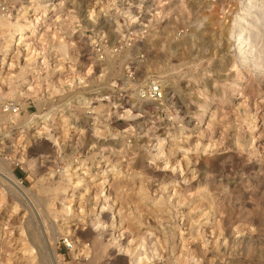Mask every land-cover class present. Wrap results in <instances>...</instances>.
<instances>
[{
    "label": "rangeland",
    "instance_id": "obj_1",
    "mask_svg": "<svg viewBox=\"0 0 264 264\" xmlns=\"http://www.w3.org/2000/svg\"><path fill=\"white\" fill-rule=\"evenodd\" d=\"M42 1L0 0V264H133L136 246L141 264H264V71L246 62L230 84L223 31L238 0H63L46 13ZM26 17L41 32L1 61ZM259 35L250 58H264ZM87 166L107 176L98 196L61 202ZM101 193L127 227L99 212Z\"/></svg>",
    "mask_w": 264,
    "mask_h": 264
},
{
    "label": "bare ground",
    "instance_id": "obj_2",
    "mask_svg": "<svg viewBox=\"0 0 264 264\" xmlns=\"http://www.w3.org/2000/svg\"><path fill=\"white\" fill-rule=\"evenodd\" d=\"M56 1H58V0H43L42 2H41V4H40V6L37 8L38 10H39V12H41V11H45L44 13H46V11H48L49 9L51 10V7L52 6H56L57 7V5H59L60 6V4L63 2V0H59L58 1V3L56 2ZM219 1V6L220 5H225V3L227 2V1H229V0H218ZM233 1V0H232ZM230 3V2H229ZM215 5V4H214ZM217 5V4H216ZM227 5V4H226ZM237 10H235V11H233L232 12V14L230 15V17H229V21H228V24L226 25V27H225V30L223 31V33L224 34H227L226 36L228 37V39H229V41H231L232 43L231 44H233V51H234V53H235V56H236V63H233V66H235V64H236V66L234 67V73H233V75H234V77H232V79H233V81L230 83V84H232V85H238V86H240V85H242V83H239V82H242V78H243V73L245 72H243L242 71V69L243 68H240V67H243V65L244 64H246V62H248V63H250L251 64V66L252 67H254V69L256 70V69H258V70H262V71H264V58L262 57L263 55H258V52H257V56H255V57H251L250 58V55H252V54H250V52H254V51H252L253 50V48L254 47H252V46H255V44L253 45V43H254V41H253V37H254V40L255 41H258V40H256L257 38H259V34H261V31L263 30V33H264V0H238L237 1ZM219 6H218V8H216V10H212V12H214V14H215V11L217 12V9L219 10ZM222 7V6H221ZM220 7V8H221ZM222 8H224V6L222 7ZM215 9V8H214ZM54 10V9H53ZM223 10V9H222ZM222 10H220V11H222ZM204 12H206V11H204ZM211 12V13H212ZM224 12V11H223ZM92 13V12H91ZM218 13V12H217ZM43 14V13H42ZM213 14V13H212ZM39 15V14H38ZM41 16V15H40ZM211 19V18H210ZM225 19V18H224ZM24 20V19H23ZM17 21V20H16ZM227 21V20H226ZM7 22V21H6ZM6 25H8L7 23H5ZM12 24V23H11ZM11 24L10 25H8L9 26V28L8 29H12L11 31H10V33H9V39L7 40V41H5V40H3V41H5V43H6V45L5 46H3L4 48H5V50H4V52L2 53V55H3V58L1 59V61H5V60H9L10 59V57L9 56H7V53L8 52H11L12 50L14 51V49H15V47L14 46H16V45H21V46H30V43H28L29 41H28V39H30V37H27V35H29L30 33H34V32H41V30L42 29H39V26L42 24L41 22H40V20H39V18L38 17H35V18H27L26 17V20L24 21V24H20V25H15L16 27H10L11 26ZM14 25V24H13ZM220 25V24H219ZM4 27V26H3ZM41 27V26H40ZM226 31V32H225ZM221 32V31H220ZM4 34V33H3ZM258 36V37H257ZM257 37V38H256ZM261 37V36H260ZM256 38V39H255ZM262 38V37H261ZM261 38H259V39H261ZM264 38V37H263ZM45 40V39H44ZM227 40V39H226ZM260 42V41H259ZM14 43V44H13ZM16 43V44H15ZM31 43H33V41L31 42ZM264 43V42H263ZM257 45H259V44H257ZM256 45V46H257ZM34 46V45H33ZM263 46H264V44H263ZM14 47V48H13ZM28 47L26 48V49H28ZM35 47V46H34ZM33 47V48H34ZM13 48V49H12ZM36 48V47H35ZM261 48V47H260ZM18 49V48H17ZM23 49V48H22ZM25 50V49H24ZM29 50V49H28ZM232 50V49H231ZM30 51V50H29ZM25 52V51H24ZM27 53V52H26ZM29 53V52H28ZM261 53V52H260ZM16 54V53H15ZM18 54H20L19 52H18ZM18 54H16L17 56H19ZM250 54V55H249ZM32 56V55H31ZM13 57V56H12ZM29 58V57H28ZM263 58V60H261ZM17 59V58H16ZM25 60H27V59H25ZM32 60V59H31ZM11 61V60H10ZM12 61H13V59H12ZM250 61V62H249ZM14 62V61H13ZM12 62V63H13ZM29 62V61H28ZM10 63V62H9ZM15 63V62H14ZM3 64H7V62L5 63V62H3ZM38 64V63H37ZM47 64V63H46ZM23 65V64H22ZM60 65V64H59ZM3 66V65H2ZM11 67H12V64L10 65ZM58 66V65H57ZM35 67H37V66H35ZM10 68V67H9ZM250 68V67H249ZM53 69V68H52ZM12 70V69H11ZM35 70V69H34ZM17 72V71H16ZM254 72V71H253ZM264 73V72H263ZM12 75V74H11ZM10 75V76H11ZM37 75V74H36ZM39 75V74H38ZM37 75V76H38ZM15 77V76H14ZM264 78V77H263ZM1 79H3V78H1ZM1 79H0V81H1ZM8 79V78H7ZM25 80V79H24ZM26 81H27V79H26ZM229 85V84H228ZM1 86H3V85H1ZM228 89V88H227ZM29 90V89H28ZM242 88L240 87H238L237 89H236V91H235V93H233V97H231V101H229V103H232L234 100H240L241 99V95L243 94L242 93ZM83 96V95H82ZM228 100V99H227ZM230 100V99H229ZM228 102V101H227ZM82 103V102H81ZM235 104H238V102H236ZM239 105V104H238ZM147 108V107H146ZM213 108H214V106L213 105H211V102L210 101H208V103L204 106V110H203V112H210V113H212V114H210L211 115V117H213V116H215V113L214 112H212L213 111ZM240 108V107H239ZM145 110V109H144ZM3 112V111H2ZM129 112V111H128ZM137 112V111H136ZM221 112V111H220ZM145 113V112H144ZM138 114L139 113H136V115L138 116ZM205 114V113H204ZM218 114V113H217ZM0 116H2V117H6V116H8V115H6V114H4V113H2V115H0ZM139 116H141V115H139ZM145 116V115H144ZM237 116V115H236ZM257 116V115H256ZM16 117H17V115H15V114H12V117H10V119L12 120V119H16ZM217 117V116H216ZM219 117V116H218ZM223 117V116H222ZM33 119H35V116H33L32 117ZM131 118H133V117H131ZM135 119H137L136 117H134ZM133 118V119H134ZM138 118H140V117H138ZM6 119H9L8 117L6 118ZM9 119V120H10ZM132 119V120H133ZM249 119H250V117H249ZM248 119V120H249ZM138 120V119H137ZM210 120H212V119H210ZM222 120V119H221ZM252 121V120H251ZM257 121V120H256ZM134 122V121H133ZM31 123V122H30ZM256 123V122H255ZM132 124V123H131ZM141 125V124H140ZM252 128V127H251ZM257 128V127H256ZM256 128H254V129H256ZM128 130H129V128L127 127L125 130H124V132H128ZM45 132H47L46 130H45ZM72 132V131H71ZM96 132V130L94 131V133ZM97 132H99V131H97ZM102 131H100V133H101ZM39 133V132H38ZM68 133H70V132H68ZM99 133V134H100ZM48 134V133H47ZM67 134V132L65 133V135ZM71 134H73V133H71ZM70 134V135H71ZM94 136L96 135V134H93ZM145 135V134H144ZM66 136H68V135H66ZM66 136H64V137H66ZM91 136V135H90ZM93 136V137H94ZM53 137V136H52ZM178 143V142H177ZM160 144V147H161V145H162V143H159ZM158 144V145H159ZM158 148V147H157ZM209 148V147H208ZM188 149V148H187ZM207 150V149H206ZM172 151V150H171ZM156 155V157L155 158H153V160L154 161H156V160H158L159 159V153H156L155 154ZM199 156V155H198ZM188 158V157H187ZM184 160V159H183ZM206 160V159H205ZM190 161V160H189ZM201 162V161H200ZM181 163V162H180ZM178 161L177 162H175V163H165V164H160V165H156V166H158L157 167V170H159V171H162V172H169V173H175V172H177V170H178V168H179V170H181L182 169V167H181V164H180ZM188 163V162H187ZM188 165V164H187ZM148 166V165H147ZM178 166H180V167H178ZM149 167V166H148ZM187 167V169H188V166H186ZM152 168V167H151ZM181 168V169H180ZM192 168V167H191ZM193 169V168H192ZM196 169V168H195ZM123 170V169H122ZM137 170V169H136ZM184 170V169H183ZM191 170V169H190ZM198 171V170H197ZM196 171V172H197ZM10 172V171H9ZM77 172V171H76ZM192 172V171H191ZM91 173H93V171H92V168H90V167H86L85 168V170H83V172H80V173H77V179H76V181H74V182H72V194H67V192H66V194L64 195V197H63V199H62V201L61 202H63V201H65L66 199H68L69 200V198H71V197H73L74 196V194H75V192H79V188H83V189H81L80 190V192H79V194H78V196L82 199V198H85V197H87V198H85V199H88V197H90L91 196V194L93 195V193H94V191L96 192V190H101L102 189V187H103V185H104V180L106 179V177L107 176H105V177H103V181H101V182H99V180L97 181V179H96V176H91L90 174ZM183 173V172H182ZM197 174V173H196ZM10 175V174H9ZM11 176H12V173H11ZM197 176V175H196ZM7 177V176H6ZM98 177V176H97ZM181 177H182V175H181ZM189 177V176H188ZM195 177V176H194ZM194 177H192V178H194ZM183 178H184V176H183ZM190 178V177H189ZM189 178H184L185 180H183V183H182V185H185L186 183H189V181L187 180V179H189ZM200 178V177H199ZM9 179V178H8ZM14 180V181H16V178L15 177H13L12 176V178H10V180ZM192 180H194V179H192ZM191 182H193V181H191ZM205 182V181H204ZM106 183V182H105ZM114 183H115V181H114ZM113 183V184H114ZM174 183V182H173ZM176 183H178L177 181H175V184ZM191 184V183H190ZM111 185V184H110ZM205 185V184H204ZM108 186V188L110 187L109 185H107ZM142 186V185H141ZM206 186V185H205ZM204 186V187H205ZM207 187V186H206ZM111 188V190H112V187H110ZM203 188V187H202ZM76 189H78V191L76 190ZM103 189H105V188H103ZM140 190V189H139ZM203 190V189H202ZM202 190L201 191H199V192H202ZM109 191V190H108ZM120 191V190H119ZM118 192V191H117ZM124 192V191H123ZM174 193H175V191H174ZM102 194V193H101ZM100 194V196L99 197H101L102 196V198H97L98 200H96L97 202H96V205H98L99 206V208H100V213H102L103 214V217L106 219V220H111L110 222H111V226L113 227L114 225H116V228L117 229H124L125 227H127V226H125L124 225V223L122 222L123 221V219L122 220H119L118 219V215L120 214V209L119 210H117L116 208H114V203H113V199L112 198H108L110 195L108 194V193H105V194H102L101 195ZM116 194V193H115ZM118 194V193H117ZM116 194V195H117ZM95 195H97L98 196V193L96 192V194ZM113 195V194H112ZM115 195V196H116ZM171 195H173V194H171ZM204 195V194H203ZM206 195V194H205ZM97 196H93L94 198L95 197H97ZM103 196L105 197V199L103 198ZM211 196V195H210ZM209 196V197H210ZM213 196V195H212ZM178 197V196H177ZM181 197V196H180ZM117 198H119V197H117ZM211 198H213V197H211ZM72 199V198H71ZM181 199V198H180ZM68 200H66V201H68ZM89 200V199H88ZM144 200V199H143ZM71 201V200H70ZM180 201V200H179ZM211 201H213V200H211ZM72 202V201H71ZM80 202V201H79ZM84 202V201H83ZM68 204V203H67ZM70 204V203H69ZM180 204V203H179ZM213 204V203H212ZM64 205V204H63ZM80 205V204H79ZM95 205V204H94ZM70 206V205H69ZM52 207V206H51ZM63 208H65L64 206H62ZM121 207V206H120ZM214 207V206H213ZM217 207V206H216ZM79 208V207H78ZM81 208V207H80ZM92 208V207H91ZM212 208V207H211ZM219 208V207H218ZM67 209V208H66ZM209 209V208H208ZM72 210V209H71ZM68 211H70V210H68ZM68 211H66V212H68ZM83 211V210H82ZM118 211V212H117ZM210 211H212V212H214L213 211V208L210 210ZM207 212H208V210L206 211V214H207ZM216 213V212H215ZM68 214V213H67ZM167 214H169V213H167ZM208 215V214H207ZM211 215V214H210ZM209 215V216H210ZM77 216V215H76ZM170 216V215H169ZM97 217V216H96ZM123 217V216H122ZM125 217H127V216H125ZM201 217H202V215H201ZM201 217H199V218H201ZM205 217V216H204ZM214 217V216H213ZM104 218H102V219H104ZM135 218V217H134ZM139 218V217H138ZM203 218V217H202ZM201 218V219H202ZM206 219H207V222L209 221V217H205ZM97 219V218H96ZM101 219V220H102ZM126 219V218H125ZM160 219V218H159ZM95 220V219H94ZM101 220H99L98 219V221H101ZM158 220V219H157ZM162 220H164V219H162ZM161 220V221H162ZM103 221V220H102ZM119 221V222H118ZM197 221V220H196ZM196 221H194V222H196ZM198 221H199V219H198ZM214 221V220H213ZM213 221L211 220L210 221V223H213ZM116 222H118V223H116ZM135 222V221H134ZM202 222V221H201ZM204 222H206V221H204ZM203 222V223H204ZM93 223V222H92ZM97 220H95L94 221V225L95 226H97ZM104 223V222H103ZM207 224V223H206ZM93 225V226H94ZM101 225V228H103V226L105 225V224H103L102 225V223L100 222V224H98V226H100ZM200 225H202V224H200ZM199 225V226H200ZM94 226V227H95ZM139 226V225H138ZM111 227V228H112ZM104 228H106V227H104ZM139 228H141V227H139ZM94 229V228H93ZM95 229H98V228H95ZM126 229H128V228H126ZM124 230L125 232L127 231L128 232V230ZM191 231L193 230V229H190ZM201 230H203V229H201ZM200 230V231H201ZM123 231V230H122ZM190 231V232H191ZM195 231H197V230H195ZM121 232V230H116L115 232H114V241L115 240H117V237H115V236H120V233ZM33 233V232H32ZM32 233H30V235L32 234ZM146 233H148V232H145V234ZM151 233V232H150ZM149 233V234H150ZM191 233H193V232H191ZM195 233V232H194ZM203 233V232H202ZM128 234V233H127ZM196 234V233H195ZM34 235V234H33ZM35 235H36V233H35ZM181 235V234H180ZM39 236V235H38ZM151 236V235H150ZM196 236H199V235H196ZM203 236V235H202ZM34 237V236H33ZM131 237V236H130ZM31 238H32V236H31ZM38 238V237H37ZM37 238H35V241H37L38 239ZM102 238V237H101ZM111 238H113V237H111ZM201 238V237H200ZM206 238V237H205ZM29 239H30V237H29ZM132 239V238H131ZM144 239V238H143ZM143 239H142V241H143ZM196 239H197V237H196ZM41 240V239H40ZM40 240H38V241H40ZM185 240H187V239H185ZM188 240H190V239H188ZM195 240V239H194ZM95 242H94V244L96 243L98 246H99V248L97 247V249H99V252L101 251V257L102 256H104V255H102V254H105V251L106 250H108V246H107V244H105L104 242H103V240H101L100 239V237H98V238H95V240H94ZM133 241H134V243L136 242V241H138L136 238H133L132 240H130V242H132L133 243ZM139 242V241H138ZM137 242V243H138ZM187 242V241H186ZM137 243H135V244H137ZM180 243V242H179ZM185 243V241L183 242V244ZM142 244H143V242H142ZM141 244V245H142ZM41 245V244H40ZM27 246V245H26ZM114 246V245H113ZM119 246V245H118ZM140 246V245H139ZM183 246V245H182ZM204 246V245H203ZM110 247V246H109ZM147 247H148V245H147ZM139 249L141 250V248L139 247ZM139 249H138V247L136 246L133 250H135V251H137L136 253H134V256L132 257L133 258V264H139L140 262H143V259H145L146 260V258H147V256H141V254H143V253H138V252H140L139 251ZM144 249V248H143ZM110 250V249H109ZM98 252V253H99ZM30 254V253H29ZM28 254V255H29ZM107 254V253H106ZM25 255V254H24ZM96 255H97V253H96ZM155 256V255H154ZM146 257V258H145ZM99 258V257H98ZM150 258V257H149ZM46 259V258H45ZM47 260V259H46ZM95 260H98V259H94L93 261L95 262ZM42 262V261H41ZM94 262H92L91 264H93ZM97 262V261H96ZM145 262V261H144ZM44 264V263H43ZM94 264H96V263H94ZM141 264V263H140Z\"/></svg>",
    "mask_w": 264,
    "mask_h": 264
}]
</instances>
